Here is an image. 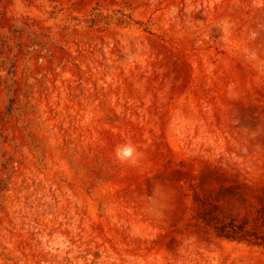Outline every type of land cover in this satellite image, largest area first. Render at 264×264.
<instances>
[{"label":"rangeland","instance_id":"obj_1","mask_svg":"<svg viewBox=\"0 0 264 264\" xmlns=\"http://www.w3.org/2000/svg\"><path fill=\"white\" fill-rule=\"evenodd\" d=\"M0 264H264V0H0Z\"/></svg>","mask_w":264,"mask_h":264},{"label":"bare ground","instance_id":"obj_2","mask_svg":"<svg viewBox=\"0 0 264 264\" xmlns=\"http://www.w3.org/2000/svg\"><path fill=\"white\" fill-rule=\"evenodd\" d=\"M126 151V150H125Z\"/></svg>","mask_w":264,"mask_h":264}]
</instances>
